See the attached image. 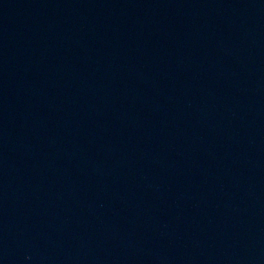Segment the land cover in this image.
<instances>
[{"label": "water", "instance_id": "1", "mask_svg": "<svg viewBox=\"0 0 264 264\" xmlns=\"http://www.w3.org/2000/svg\"><path fill=\"white\" fill-rule=\"evenodd\" d=\"M0 264H264V0H0Z\"/></svg>", "mask_w": 264, "mask_h": 264}]
</instances>
